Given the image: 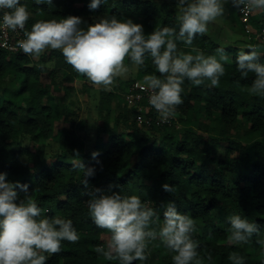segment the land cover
<instances>
[{"label": "trees", "instance_id": "obj_1", "mask_svg": "<svg viewBox=\"0 0 264 264\" xmlns=\"http://www.w3.org/2000/svg\"><path fill=\"white\" fill-rule=\"evenodd\" d=\"M90 2L53 0L49 6L21 0L31 14L25 31L37 21L67 16L80 17L82 27L105 16L131 19L143 26L145 35L165 26L179 30L176 0H105L96 10L89 9ZM227 8L224 25L240 21L238 9L230 2ZM248 18L254 29L249 44L232 43L225 26L214 24L191 46L177 41L178 53L197 48L208 56L223 48L230 60L221 62L226 71L217 87H210V81L194 86L185 80L183 103L175 112L178 123L171 127L155 121L140 124L137 107L128 106L116 92L101 90L93 150H87V127L75 96L77 82L89 95L93 87L87 78L76 73L59 50L48 49L35 57L0 46V173L6 174L7 182L28 185L27 194L42 209V217L71 219L80 235L75 244L63 241L61 251L49 256L46 264H119L94 251L103 245V235L111 233L93 223L87 207L92 195L112 193L137 195L154 207L161 218L152 224L157 231L169 202L194 218L193 239L204 264H232L228 257L233 252L244 257L245 264L264 262V245L257 242L264 240V98L248 93L254 74L242 78L235 63L239 51H250L249 45L255 48L253 38L264 29V11H252ZM257 52L264 63V48L262 54ZM126 64L132 67L130 60ZM148 74L159 76L150 57L139 67L137 78L128 76L122 94ZM143 104L146 115L155 120V109ZM93 152L99 153L95 159ZM78 159L94 169L93 176L73 168ZM165 183L175 191H164ZM16 191L19 202L26 193ZM231 215L248 218L260 232L248 243L230 244ZM148 252L146 261L133 264H173L175 253L159 239L149 243Z\"/></svg>", "mask_w": 264, "mask_h": 264}, {"label": "clouds", "instance_id": "obj_2", "mask_svg": "<svg viewBox=\"0 0 264 264\" xmlns=\"http://www.w3.org/2000/svg\"><path fill=\"white\" fill-rule=\"evenodd\" d=\"M104 2L91 0L88 7L96 10ZM229 2L244 13L264 11V0H176L178 31L165 26L145 35L141 24L115 16L98 18L86 27H82L84 22L78 16L40 20L30 31H25L31 15L27 6L21 0H0V28L24 33L25 38L18 41L17 47L26 55L39 57L48 49L59 50L76 73L106 91L112 90L118 78L126 79L132 73L133 67L127 65L126 60L139 69L145 64V58L150 57L159 76L145 75L141 87L150 91L148 102L161 122L166 123L183 103L182 85L186 79L194 86L210 81V87H217L225 75L221 62H227L230 57L223 48L216 49L217 59V55L206 56L197 48L178 53L177 41L191 46L197 36L207 34L209 24L223 16L224 4ZM36 4L53 6V0H36ZM248 50L237 53V71L244 79L254 74L247 91L264 98V63L259 62L260 56L253 46L249 45ZM98 155V152L92 153L94 159ZM72 165L74 169H82L85 177L94 175V169L86 168L79 159ZM82 183L87 186V179ZM162 187L166 192L175 191V186L168 183ZM17 188L26 193L19 202ZM95 191L99 193L100 189ZM27 192L28 185L7 182L6 174L0 173V264H46L49 256L61 251L63 241L75 244L80 239L71 219L42 217V209ZM87 207L93 223L111 233L106 246L94 248L97 255L107 261L115 260L119 264L146 261L149 243L159 239L175 253L173 264L205 262V257L198 252V241L193 239L195 219L178 212L171 202L165 206L158 231L152 224L160 221L159 213L137 195H92ZM228 222L227 239L232 245L248 243L260 232L256 223L241 215L229 216ZM257 242L264 245V240ZM206 259L211 262L212 254L208 253ZM228 259L232 264H245L244 257L235 252Z\"/></svg>", "mask_w": 264, "mask_h": 264}, {"label": "rangeland", "instance_id": "obj_3", "mask_svg": "<svg viewBox=\"0 0 264 264\" xmlns=\"http://www.w3.org/2000/svg\"><path fill=\"white\" fill-rule=\"evenodd\" d=\"M227 4H224L225 7V12L223 14V16L218 17L214 22H212L211 24H214L215 27H222L225 26L224 31L226 34L229 35V40L232 43L235 44H249L250 38H252V34L254 33V29H253V25L250 22V19H247L245 16H241L240 13L241 11L238 10L239 15H240V21H236L233 20L231 21V25H229L228 23L224 25L225 22V18L228 15V8H227ZM238 20V19H237ZM264 30V29H263ZM11 44L12 45H16L15 39L11 38L10 39ZM253 41L256 42L255 48L257 49V51H259L261 54L263 53V48H264V36L261 34L260 32L253 38ZM19 53H23L22 50L18 51ZM230 60V59H229ZM126 63V61H125ZM133 67V71L132 73H130V75L133 76V78H137L139 69H135L134 66ZM128 79H123V78H118L117 81L115 82L114 86L112 87V92H116L118 95H121L124 98V101L126 102V104L128 106L133 107L135 104L132 103L129 99V95H130V88L128 89V93L125 92V94L123 93V86L126 84V81ZM137 81L142 82L143 80L138 79ZM90 82V81H89ZM90 85L93 87L92 90H89V95H87V91L88 89H84V87L82 86V83L77 82L76 84V93L75 96L78 98V106L81 107V120H82V124L85 125L87 127L86 130V137H87V150H93L94 146H95V137H96V124H95V118L97 115V111H96V106L99 102V96H100V92L101 90H104L103 87H98V86H94L91 82ZM136 111V115H137V121L140 124H145L146 126H150L148 124L147 121H149L148 117L146 114L147 112L145 111H139L138 109H135ZM178 123V117L177 114H175L171 120L170 123L171 125L168 126H172L174 124ZM221 157L224 158V148H221ZM110 238V235H103L102 237V243L103 245L106 246V243L108 241V239Z\"/></svg>", "mask_w": 264, "mask_h": 264}, {"label": "built area", "instance_id": "obj_4", "mask_svg": "<svg viewBox=\"0 0 264 264\" xmlns=\"http://www.w3.org/2000/svg\"><path fill=\"white\" fill-rule=\"evenodd\" d=\"M249 14H250V12H248V13L241 12V15L243 17L245 16L247 19H249L248 18ZM261 34L264 36V30H262L260 35ZM11 38L15 39V42L17 45L18 41L21 39H24L25 37H24L23 32L20 30L13 32L10 29L0 28V46L4 49L11 51V52H18L20 49L17 46L11 44V41H10ZM141 85H142V82H139V81H136L131 85L129 99L132 103L135 104L134 106L137 107V109L139 111H145L146 112V109L144 107L143 102H146L147 104H149L148 100H149L150 91L144 90L141 87ZM149 106H150V109L153 111L154 108L150 104H149ZM155 112H156V110H155ZM146 118L149 119V121H147L149 125L151 123H153V121L156 122V125H162V126L163 125H171V124H168V123H170L171 118L166 123L161 122L159 115L157 116V118L155 120L153 119V117H146Z\"/></svg>", "mask_w": 264, "mask_h": 264}]
</instances>
